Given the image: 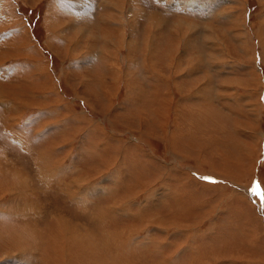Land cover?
Listing matches in <instances>:
<instances>
[{"label":"rangeland","instance_id":"rangeland-1","mask_svg":"<svg viewBox=\"0 0 264 264\" xmlns=\"http://www.w3.org/2000/svg\"><path fill=\"white\" fill-rule=\"evenodd\" d=\"M130 1L0 0V264H264V0Z\"/></svg>","mask_w":264,"mask_h":264},{"label":"bare ground","instance_id":"bare-ground-1","mask_svg":"<svg viewBox=\"0 0 264 264\" xmlns=\"http://www.w3.org/2000/svg\"><path fill=\"white\" fill-rule=\"evenodd\" d=\"M174 1H176V0H174ZM181 1V0H180ZM185 1V0H184ZM201 1V0H200ZM205 1V0H204ZM70 2V1H69ZM178 2V1H177ZM182 3H184L183 1H181ZM197 2V1H196ZM124 3L126 4V2L124 1ZM208 2H199L198 3V6L201 8H204L206 5L207 6H209L208 4H210V3H208ZM80 4L82 5L83 4V1H81L80 2ZM79 4V5H80ZM184 4H186L187 6H189V5H191V6H194L195 4H193V1H188L187 2V0H186V3H184ZM106 6V5H105ZM129 8H131L132 6H133V0H131L130 1V3H129ZM107 7V6H106ZM115 7V6H114ZM118 7H120V6H118ZM132 9V8H131ZM206 9H207V7H206ZM118 10V9H117ZM105 11V10H104ZM114 11V10H113ZM132 11V10H131ZM127 12L129 13V11L127 10ZM139 12V11H138ZM105 13V12H104ZM155 12H153V13H150V15H153ZM115 14V13H114ZM139 14V13H138ZM137 14V15H138ZM143 14V13H142ZM136 15V16H137ZM139 16V15H138ZM106 17V16H105ZM115 17H116V19L117 18H119L120 19V26L122 25L123 26V29H125V27H128V28H130L131 29V32L129 33V34H127V32L125 31V30H121L120 29V31H119V33H118V37H117V39H118V42H120L121 44H123L125 41L123 40L124 38H125V34H127L128 36H133V29H134V27H133V13H129V14H124V15H115ZM112 18V17H111ZM139 18V17H138ZM151 18H155V17H153V16H151ZM118 19V20H119ZM157 19H159V18H157L156 17V20ZM48 20V19H47ZM166 20V19H165ZM105 22L107 21V20H104ZM162 22H163V24L165 25V23L166 22H164V18L162 17V20H161ZM180 22H182L181 20H179ZM112 22V21H111ZM135 22V21H134ZM109 24H110V22H109ZM119 24V23H118ZM137 24V23H136ZM155 24H156V22H155ZM154 24V25H155ZM112 25V24H111ZM119 26V25H118ZM137 26V25H136ZM152 26V25H151ZM183 26V25H182ZM182 26H181V24H175V27H174V31H175V34H176V37H175V39L174 40H176V42H177V39H178V34H181L182 33ZM152 29V28H151ZM150 29V30H151ZM192 29V26H185V31L183 32V35H185V33L188 31V30H191ZM107 30V29H106ZM161 30V29H160ZM193 30V29H192ZM105 33V32H104ZM112 33V32H111ZM115 33V32H114ZM171 33H172V31H171ZM108 34V33H107ZM174 34V33H173ZM188 34V33H187ZM97 35V34H96ZM91 36H93V34L91 35ZM102 36V38L104 39V44L106 45L107 44V42H108V38H109V34L108 35H106V34H104V35H100V37ZM99 37V36H98ZM113 37V36H112ZM114 37H115V35H114ZM101 38V39H102ZM121 38V39H120ZM132 38V37H131ZM209 40H212V39H214V40H217V38H216V36H215V34L213 33V31H212V33L210 32V34H209ZM98 38H96V40H97ZM148 39V38H147ZM154 39V38H153ZM157 40V39H156ZM153 41V40H152ZM187 41V40H186ZM94 42V41H93ZM127 42H129L130 43V46H131V44H132V41L131 40H128ZM109 43V42H108ZM152 43V42H151ZM180 42H177V44H179ZM145 45L146 46H150L151 47V45H150V42L149 43H147V40H145ZM113 46V45H112ZM155 46V45H154ZM155 49V48H154ZM105 50V49H104ZM149 48L148 49H146V52L147 53H149ZM175 51L176 50V47L174 46V48L173 47H171V51ZM103 51V50H102ZM170 51V52H171ZM152 52V51H151ZM150 52V53H151ZM174 54V53H173ZM173 54H171V53H169L168 54V56L170 57V60H173V57H175V55H173ZM116 55V54H115ZM118 55V54H117ZM181 56V55H180ZM150 57H151V55H150ZM116 58V57H115ZM190 60H191V62H192V58H189ZM195 60V59H194ZM193 60V61H194ZM153 61V60H152ZM146 62V61H145ZM147 63V62H146ZM153 63V62H152ZM193 63V62H192ZM195 63V62H194ZM38 65V64H37ZM153 65V64H152ZM172 65V64H171ZM32 66H33V64H32ZM37 67V66H36ZM145 67V66H144ZM112 72V74H111V85L112 86H114V84H115V79H114V71L113 70H111ZM117 77V76H116ZM3 89V88H2ZM100 89H101V92H102V94H101V96L104 94V97H103V99H105V100H107L108 101V103H110V97H112L111 95H110V84L108 83L107 84V82L106 81H104V82H101V86H100ZM13 95V94H12ZM114 97V96H113ZM11 98H13V96L11 97ZM17 98L18 97H15V95H14V98L13 99H15V100H17ZM11 101H12V99H11ZM21 105H23L24 103H23V101H19V100H17ZM14 102V101H13ZM12 105V104H11ZM161 105H164V104H162L161 103ZM160 108V107H159ZM19 110V109H18ZM161 118V117H160ZM12 140V139H11ZM34 140V139H33ZM13 142V141H12ZM20 144V143H19ZM105 144V143H104ZM32 147V146H31ZM24 148H25V146H24ZM31 152V151H30ZM4 154V153H3ZM92 154V153H91ZM73 161V160H72ZM4 163V162H3ZM110 163V162H109ZM108 163V164H109ZM70 165H73V162H71V164ZM69 166V165H68ZM75 165H73V167H74ZM107 167H109V166H107ZM20 169V168H19ZM78 169H80V168H78ZM105 170H106V168H105ZM6 171V170H5ZM10 171V170H9ZM19 173H18V176H17V178L18 179H20V181H21V183L23 184L22 186H23V188H24V190H26L25 188L27 187V186H29L28 184H26L25 183V179L27 180L28 178L27 177H25L24 175H23V173H21L20 171H18ZM25 172V171H24ZM1 173V172H0ZM14 173H16V172H14ZM124 173V172H123ZM12 174V173H11ZM99 174V173H98ZM1 175V174H0ZM16 175V174H15ZM2 176V175H1ZM14 176V175H13ZM95 176V175H94ZM114 177V176H113ZM15 178V177H14ZM32 178V177H31ZM2 179V178H1ZM112 179H115V178H112ZM111 179V180H112ZM9 180V179H8ZM4 181V180H3ZM10 181V180H9ZM12 181V180H11ZM28 181V180H27ZM26 181V182H27ZM113 181H115V180H113ZM5 182V181H4ZM33 182L34 181H32V184H33ZM28 183V182H27ZM103 185V184H102ZM112 185V184H111ZM7 186V185H6ZM8 186H9V184H8ZM7 186V187H8ZM33 186V185H32ZM30 187V186H29ZM31 189H32V187H30ZM102 188V191H104L105 193H109V194H107V195H110V193H111V189L112 188H106V187H104V186H100V185H97V184H92L91 186H90V190H91V192L92 193H95V192H98V191H100V189ZM38 190H40V189H38ZM29 191V190H28ZM33 191V190H32ZM35 191V190H34ZM101 191V192H102ZM24 192V191H23ZM19 193V192H18ZM27 193V192H26ZM88 193H90V192H88ZM37 194V193H36ZM101 194V193H100ZM133 194V193H132ZM28 195V194H27ZM30 195V194H29ZM33 195V194H32ZM32 195H31V197H32ZM88 195V194H87ZM92 195V194H91ZM95 195V194H94ZM17 196H19L18 194L14 197V199L13 200H11V201H9V203H11V202H13L14 200H16V198H18ZM24 195L22 194V196H21V198H20V202L18 201L17 203L18 204H20L21 205V203H23L24 202V197H23ZM3 197V196H2ZM20 197V196H19ZM28 197V196H27ZM41 197V196H40ZM91 197V196H90ZM151 197V196H150ZM87 198V196L85 197V199ZM32 199H33V197H32ZM89 199V198H88ZM112 199V198H111ZM110 199V200H111ZM114 199V198H113ZM117 199V198H116ZM27 200V199H26ZM92 200V199H91ZM95 200V199H94ZM128 200H129V198H128ZM84 201V200H83ZM93 201V200H92ZM112 201H114V200H112ZM121 201V200H120ZM2 202V201H1ZM27 202L29 203V201L27 200ZM35 202V201H34ZM85 202V201H84ZM83 202V203H84ZM89 202V201H88ZM33 203V202H32ZM34 204H36V203H34ZM41 204V203H40ZM122 204V203H121ZM10 205V204H9ZM82 205V204H81ZM97 205V204H96ZM19 206V205H18ZM30 206V205H29ZM99 206V205H98ZM102 206V205H101ZM100 206V207H101ZM105 206H107V205H105ZM85 208H86V206H84ZM88 207V206H87ZM94 207V206H93ZM99 207V209H101ZM103 207V206H102ZM109 207V206H108ZM22 208V207H21ZM24 208V207H23ZM95 208V207H94ZM115 208V207H114ZM119 208V207H118ZM84 209V208H83ZM87 209V208H86ZM85 209V210H86ZM105 209V208H104ZM89 210V209H88ZM122 210V209H121ZM25 211V210H24ZM32 211H36V212H34L33 214H30L29 212H32ZM103 211V210H102ZM40 212V211H39ZM87 213L89 212V211H86ZM92 212V211H91ZM112 212H113V210H112ZM117 212H119V211H117ZM8 213L9 214H15L16 216H17V214H18V216H20V218H25V217H29L30 215L32 216H35V215H37L36 213H38V207L36 208L35 207V205H32L31 204V206L28 208V211L27 212H23V211H21V212H19L18 210H17V205L16 204H11L10 205V208H9V210H8ZM93 213V212H92ZM97 213V212H96ZM101 213V212H100ZM111 213V212H110ZM114 213V212H113ZM102 214V213H101ZM100 214V215H101ZM104 214H106V213H104ZM14 215V216H15ZM39 215V214H38ZM103 215V214H102ZM71 216H73V215H71ZM71 216H69V217H71ZM89 216V215H88ZM92 216V215H91ZM90 216V217H91ZM106 216V215H105ZM130 216V215H129ZM27 217V218H28ZM36 217V216H35ZM68 217V218H69ZM74 217V216H73ZM102 217V216H101ZM134 217H136V216H134ZM31 218V217H30ZM40 218H41V216H40ZM94 218V217H93ZM99 218V217H98ZM133 218V217H132ZM92 219V218H91ZM103 219H105L104 218V216H103ZM99 220H102V218L101 219H99ZM106 220V219H105ZM73 221V220H72ZM103 221V220H102ZM151 221H153V220H151ZM162 221V220H161ZM76 222H77V220H76ZM50 223V222H49ZM79 223V222H78ZM102 224V223H101ZM155 224V223H154ZM50 225H52V223L50 224ZM55 226H53V227H55V229H60L59 231H58V233H59V235H61V236H66L65 237V239H64V241L67 239L68 241H70L71 243H73V240H77L78 242H79V240L82 238V241L84 240L85 241V243H86V239L87 238H89V237H91V236H96V235H93L92 233H86V234H83L82 232H79V233H76L75 231H74V229H72V228H68L67 229V227H68V221L65 219V220H63V219H58V218H56V220H55V224H54ZM46 226H48V225H46ZM61 227L62 228H66V231H67V233H64V232H62V231H64V230H62L61 229ZM50 228V227H49ZM30 229V228H29ZM51 229L52 230H54L52 227H51ZM51 229H49V231H51ZM93 229V228H92ZM62 230V231H61ZM77 230V229H76ZM85 230H87V228L85 229ZM48 231V230H47ZM46 231V232H47ZM29 234V233H28ZM112 234V233H111ZM27 236V235H26ZM30 236V235H29ZM102 236V235H101ZM106 236V235H105ZM20 237V236H19ZM104 237V236H103ZM22 238V237H21ZM64 238V237H63ZM102 238V237H101ZM23 239V238H22ZM48 239V238H47ZM52 239V238H51ZM100 238H98V239H94V240H96L97 242H98V240H99ZM116 239V238H115ZM53 240V239H52ZM60 240V239H59ZM59 240H57V241H59ZM110 240H112V239H110ZM114 240V239H113ZM89 241V240H88ZM35 242V241H34ZM47 242V241H46ZM48 242L49 243H51V247H56V249H57V246L59 245V244H57V245H55V242L54 241H49L48 240ZM66 242V241H65ZM90 242V241H89ZM88 242V243H89ZM100 242V241H99ZM104 242H105V244L107 245V243L109 242V241H105L104 240ZM22 243V242H21ZM61 243V242H60ZM76 243V242H75ZM82 243V242H81ZM111 243V242H110ZM62 244V246H60V250L62 249V248H64L63 247V243H61ZM67 244V243H66ZM65 244V245H66ZM69 244V243H68ZM109 244V243H108ZM48 245V244H47ZM50 245V244H49ZM118 245V244H117ZM30 247V246H29ZM28 247V248H29ZM42 247V246H41ZM73 247H75V246H73ZM9 249L10 248H5V251L7 250V251H9ZM59 249V248H58ZM27 250V249H26ZM30 250V249H29ZM50 250V249H49ZM11 251V250H10ZM46 251H47V249H46ZM58 251V250H57ZM48 252V251H47ZM64 252V251H63ZM29 253V252H28ZM43 253V252H42ZM61 253V252H60ZM44 254H46V253H44ZM59 254V253H58ZM64 255L65 256H63L64 258H65V261L62 263H60V264H72L74 261H71V259H70V257L67 255V253L65 254L64 253ZM129 256V255H128ZM27 255H26V259H27ZM63 258V259H64ZM29 260V259H28ZM101 260V259H100ZM31 261V260H30ZM45 262V261H44ZM25 263H27V262H25ZM31 263V262H30ZM30 263H27V264H30ZM48 264V263H47Z\"/></svg>","mask_w":264,"mask_h":264},{"label":"snow or ice","instance_id":"snow-or-ice-1","mask_svg":"<svg viewBox=\"0 0 264 264\" xmlns=\"http://www.w3.org/2000/svg\"><path fill=\"white\" fill-rule=\"evenodd\" d=\"M205 179H210V178H205ZM252 191L253 192H256V194H259V192H258V186L256 188H253Z\"/></svg>","mask_w":264,"mask_h":264}]
</instances>
